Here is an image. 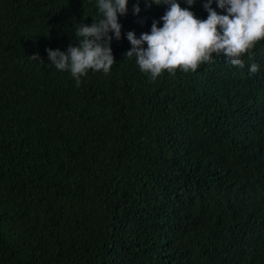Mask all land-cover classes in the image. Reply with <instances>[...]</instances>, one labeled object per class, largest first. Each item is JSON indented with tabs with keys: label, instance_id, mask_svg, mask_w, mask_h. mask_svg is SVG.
Returning <instances> with one entry per match:
<instances>
[{
	"label": "trees",
	"instance_id": "16d2710c",
	"mask_svg": "<svg viewBox=\"0 0 264 264\" xmlns=\"http://www.w3.org/2000/svg\"><path fill=\"white\" fill-rule=\"evenodd\" d=\"M149 3L77 87L47 49L79 46L97 0H0V264H264V40L243 68L213 54L151 81L125 56L163 26Z\"/></svg>",
	"mask_w": 264,
	"mask_h": 264
},
{
	"label": "clouds",
	"instance_id": "9594fccd",
	"mask_svg": "<svg viewBox=\"0 0 264 264\" xmlns=\"http://www.w3.org/2000/svg\"><path fill=\"white\" fill-rule=\"evenodd\" d=\"M193 5L195 0H186ZM218 7L227 14H220L212 7L213 0H207L204 8L207 19H198L194 12L182 8L177 0H151V4L168 5L161 17L163 26L153 22L150 33H142L139 38L135 32H128L127 39L132 47L125 53L128 58L135 57L140 70L155 81L165 71L175 74L177 70L195 73L205 63L212 62L213 54L225 56L233 66L243 68V56L252 57L256 44L264 40V0H216ZM101 18H94L91 25L80 24L75 35L79 46H69L67 52L47 49L51 64L60 71H70L81 84V77L88 70L103 71L108 74L116 63L111 42L121 38L122 25L119 15L128 11V0H97ZM141 11L139 4L134 12ZM147 45L145 48L144 45ZM41 58L39 53L31 56ZM259 71L257 63H251V74Z\"/></svg>",
	"mask_w": 264,
	"mask_h": 264
}]
</instances>
